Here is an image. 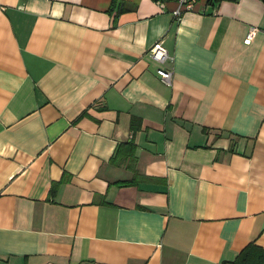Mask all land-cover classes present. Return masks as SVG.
I'll use <instances>...</instances> for the list:
<instances>
[{"label":"crops","instance_id":"obj_1","mask_svg":"<svg viewBox=\"0 0 264 264\" xmlns=\"http://www.w3.org/2000/svg\"><path fill=\"white\" fill-rule=\"evenodd\" d=\"M193 2L0 0V264L264 248V1Z\"/></svg>","mask_w":264,"mask_h":264},{"label":"trees","instance_id":"obj_2","mask_svg":"<svg viewBox=\"0 0 264 264\" xmlns=\"http://www.w3.org/2000/svg\"><path fill=\"white\" fill-rule=\"evenodd\" d=\"M264 1V0H263ZM138 118L134 117L131 119L130 128L135 131L134 126H138ZM125 146V155L135 159L134 149L135 145L132 140L127 141L126 143L121 144ZM118 156V150L111 157V161L114 162V159ZM132 183V180L121 181V185ZM229 264H264V248L256 244L255 242H249L244 246L234 260L229 261Z\"/></svg>","mask_w":264,"mask_h":264},{"label":"built area","instance_id":"obj_3","mask_svg":"<svg viewBox=\"0 0 264 264\" xmlns=\"http://www.w3.org/2000/svg\"><path fill=\"white\" fill-rule=\"evenodd\" d=\"M177 3L176 8L172 10L173 17L178 20L182 17V13L186 10H192L194 6L193 0H174ZM253 28L250 29L249 33L247 34V37L245 39V42H249L250 37L252 35ZM148 54L151 58H153L155 61L159 63H165L167 61H170L172 59L171 56H169L168 51L166 48H164L160 41L155 42L148 50ZM159 78L162 82H164L167 85L171 84V77H172V70L167 69L164 67H159L156 70Z\"/></svg>","mask_w":264,"mask_h":264}]
</instances>
